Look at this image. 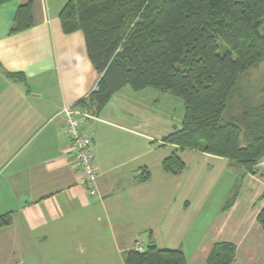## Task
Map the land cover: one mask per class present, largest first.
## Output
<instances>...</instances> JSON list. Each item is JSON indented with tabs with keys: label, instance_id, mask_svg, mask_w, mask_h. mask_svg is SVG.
<instances>
[{
	"label": "crops",
	"instance_id": "crops-1",
	"mask_svg": "<svg viewBox=\"0 0 264 264\" xmlns=\"http://www.w3.org/2000/svg\"><path fill=\"white\" fill-rule=\"evenodd\" d=\"M68 1L0 0V264H127L128 250L151 245L206 264L220 242L235 245L232 264H264V157L251 172L164 142L185 117L169 92L125 85L89 112L82 129L98 179L95 190L84 184L59 113L85 110L79 103L101 74L83 32L62 28ZM28 3L33 26L13 33ZM162 101L167 110L156 107ZM173 154L181 171L163 167Z\"/></svg>",
	"mask_w": 264,
	"mask_h": 264
},
{
	"label": "trees",
	"instance_id": "trees-1",
	"mask_svg": "<svg viewBox=\"0 0 264 264\" xmlns=\"http://www.w3.org/2000/svg\"><path fill=\"white\" fill-rule=\"evenodd\" d=\"M60 19L64 32H83L101 74L79 103L85 110L99 112L125 85L169 92L184 101L185 117L164 142L254 171L264 157V86L252 98L238 86L264 61V0H69ZM32 26L28 3L19 7L12 32ZM163 167L178 172L185 163L173 154ZM258 219L264 227V209ZM6 223L0 218V226ZM235 256L234 244L216 243L206 264H232ZM125 257L127 264H188L183 251L154 245Z\"/></svg>",
	"mask_w": 264,
	"mask_h": 264
},
{
	"label": "built area",
	"instance_id": "built-area-1",
	"mask_svg": "<svg viewBox=\"0 0 264 264\" xmlns=\"http://www.w3.org/2000/svg\"><path fill=\"white\" fill-rule=\"evenodd\" d=\"M65 123V133L71 140V147L74 153L73 160L75 167L81 172L84 184L91 190L96 189L98 172L94 163L92 152V138L84 133L82 123L91 114L87 110L78 106H65L60 111ZM139 251H144L141 246L135 247Z\"/></svg>",
	"mask_w": 264,
	"mask_h": 264
},
{
	"label": "rangeland",
	"instance_id": "rangeland-1",
	"mask_svg": "<svg viewBox=\"0 0 264 264\" xmlns=\"http://www.w3.org/2000/svg\"><path fill=\"white\" fill-rule=\"evenodd\" d=\"M264 86V61L260 63L259 67L252 68L250 69L247 73H244L240 77L239 81V86L238 88L239 91H243V94L247 96L248 98H252L258 93L260 88ZM175 97L176 101H181L179 97ZM161 108L160 110H167L166 106H163V101L161 102L160 105L156 106ZM175 108H177L175 116L177 117L179 115V107L178 104L175 105ZM174 130V129H172Z\"/></svg>",
	"mask_w": 264,
	"mask_h": 264
}]
</instances>
